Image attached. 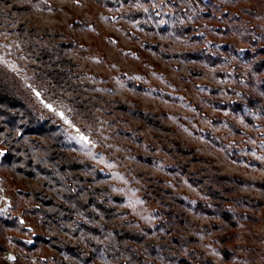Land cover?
Returning a JSON list of instances; mask_svg holds the SVG:
<instances>
[{
  "label": "rangeland",
  "instance_id": "rangeland-1",
  "mask_svg": "<svg viewBox=\"0 0 264 264\" xmlns=\"http://www.w3.org/2000/svg\"><path fill=\"white\" fill-rule=\"evenodd\" d=\"M262 62L264 0H0V81L32 102L0 112V264H139L113 226L154 264H264Z\"/></svg>",
  "mask_w": 264,
  "mask_h": 264
},
{
  "label": "trees",
  "instance_id": "trees-1",
  "mask_svg": "<svg viewBox=\"0 0 264 264\" xmlns=\"http://www.w3.org/2000/svg\"><path fill=\"white\" fill-rule=\"evenodd\" d=\"M195 1H200V0H195ZM65 60V59H64ZM264 63V62H262ZM261 83V82H260ZM26 102L27 104L32 103V102H28L26 99H22L19 95H17L16 93H12L9 88L5 85L2 84V82L0 81V112L4 111V110H14L16 109L19 105L24 104L23 102ZM26 104V106L24 107V109L22 110L21 114V119L22 122L20 123L19 127H23L24 124H28L25 128L27 133H30V128H27L29 125H35L34 122H36V133L44 138H47L48 140V147H49V151H50V155L52 156V158L54 160H59V167L62 168L61 170L65 169V166H67L64 162H61L63 160V158L65 157L64 152L59 150V147L57 145V143L51 138L54 137V131H52V127L48 126V119L47 118H43L42 116L40 117V115H37V113L34 111V108L32 107H28ZM21 109V106H20ZM61 152V153H60ZM60 157H62V159H60ZM52 165V161L50 162ZM75 168V167H74ZM64 174V173H63ZM25 197L28 198H32L30 207L26 210L27 213H29L30 215L35 214L36 212L41 210V206L39 205V197L37 193H33L32 191H30L29 193H24ZM158 213L159 216H161V219L165 216L166 214V210L162 209V208H158ZM160 219V221L158 222L159 224L162 223V220ZM5 226L4 222H1L0 224V230ZM113 231V234L116 233H121V235L123 236V239H125L128 243L130 244H139L141 243L143 246V249H145L146 251H140L139 256V264H154V261H150L149 258H151L154 254V248L156 245V242L153 240H149V238H147L145 236V234L143 233V231L141 232H134L131 231L127 228H121L119 231H117L118 227L114 226L112 228H110ZM88 230L92 231L94 230V232L98 231V228H92L91 226L88 227ZM141 230V229H140ZM148 230V229H147ZM3 231H0V235H2ZM84 241V240H83ZM85 242H88V239H85ZM121 249V247H119V250ZM140 250V249H137ZM118 251V250H116ZM119 263L121 264L122 261H119Z\"/></svg>",
  "mask_w": 264,
  "mask_h": 264
},
{
  "label": "snow or ice",
  "instance_id": "snow-or-ice-1",
  "mask_svg": "<svg viewBox=\"0 0 264 264\" xmlns=\"http://www.w3.org/2000/svg\"><path fill=\"white\" fill-rule=\"evenodd\" d=\"M35 95L39 98L40 97V93L39 92H36ZM43 103V101H41ZM45 107L48 108L50 111H55L53 108H52V105L50 104H45ZM58 115L61 116V118H63V113H58ZM66 123H68V121H65ZM80 140L81 141H84L85 143H87V138L86 137H83L81 136L80 137ZM4 153L3 152H0V155H3ZM21 223H23V221H21ZM30 243V241H29ZM9 260H15V257L13 256H9L8 257Z\"/></svg>",
  "mask_w": 264,
  "mask_h": 264
}]
</instances>
